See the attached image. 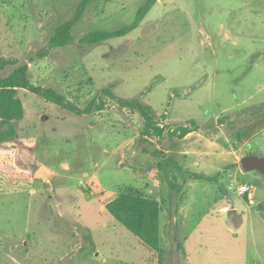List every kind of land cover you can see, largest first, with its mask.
<instances>
[{"label": "rangeland", "instance_id": "obj_1", "mask_svg": "<svg viewBox=\"0 0 264 264\" xmlns=\"http://www.w3.org/2000/svg\"><path fill=\"white\" fill-rule=\"evenodd\" d=\"M80 1L0 0V76L27 64L31 83L77 107L104 104L79 115L18 90L17 136L0 141V264H264V173L240 165L264 156V0H153L129 33L87 44L148 1L90 0L72 42L49 48ZM104 89L193 133L143 136L139 113ZM125 187L159 201L162 252L103 210Z\"/></svg>", "mask_w": 264, "mask_h": 264}, {"label": "trees", "instance_id": "obj_2", "mask_svg": "<svg viewBox=\"0 0 264 264\" xmlns=\"http://www.w3.org/2000/svg\"><path fill=\"white\" fill-rule=\"evenodd\" d=\"M89 1L81 0L77 5L74 16L56 27L48 41L49 48L62 47L72 42L71 28L81 17ZM152 2L153 0H148L140 6L134 21L130 24L115 30L90 31L82 37L81 42L93 44L111 37L126 35L137 27ZM27 71L28 65L22 64L14 68L8 75L0 76V141L11 140L17 136L16 128L12 123L21 120L24 116L23 103L17 95L19 89H24L41 97L45 101L52 102L63 109L79 115L103 109V101L95 99L81 109L74 103L66 100L63 94L53 88L31 83L28 79ZM103 91L106 95L114 98L120 106L136 110L139 113L144 124L143 136H154L157 139H163L167 135H177L178 138H183L193 130L191 127L181 125L166 131L165 127L160 126L155 120L150 105L142 103L137 98L117 97L109 89H104ZM192 124L193 127L196 125L195 122H192ZM193 176L194 179L202 178L199 174H194ZM176 180L177 177L175 175L167 179L170 193L178 194L180 192V187ZM104 208L117 222L136 236L147 249L162 252L160 244L161 206L156 198L142 194L132 187H125L106 202ZM259 208L263 209V205L260 204Z\"/></svg>", "mask_w": 264, "mask_h": 264}, {"label": "water", "instance_id": "obj_3", "mask_svg": "<svg viewBox=\"0 0 264 264\" xmlns=\"http://www.w3.org/2000/svg\"><path fill=\"white\" fill-rule=\"evenodd\" d=\"M240 165L245 171H259L264 173V156L255 154H247L240 159ZM43 174L42 169L39 167L35 171V176L40 177Z\"/></svg>", "mask_w": 264, "mask_h": 264}, {"label": "built area", "instance_id": "obj_4", "mask_svg": "<svg viewBox=\"0 0 264 264\" xmlns=\"http://www.w3.org/2000/svg\"><path fill=\"white\" fill-rule=\"evenodd\" d=\"M239 194H243L247 196V200L249 203H253V193H254V187L251 185H240L238 189Z\"/></svg>", "mask_w": 264, "mask_h": 264}, {"label": "crops", "instance_id": "obj_5", "mask_svg": "<svg viewBox=\"0 0 264 264\" xmlns=\"http://www.w3.org/2000/svg\"><path fill=\"white\" fill-rule=\"evenodd\" d=\"M192 133H193V131L189 132V133L186 134L183 138H187V137H188L190 134H192ZM254 135H255V134H254ZM191 152H195V153H191L192 156L196 154L197 156L200 157L201 160L204 161V152H203V151H201V152L199 153V151H193V150H191ZM196 152H198V153H196ZM198 154H199V155H198ZM102 207H103V210H105L104 205H103ZM230 211L233 212V211H235V210H234V209H230ZM160 214H161V212H160ZM103 225L105 226L106 223L104 222Z\"/></svg>", "mask_w": 264, "mask_h": 264}]
</instances>
